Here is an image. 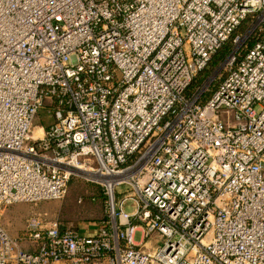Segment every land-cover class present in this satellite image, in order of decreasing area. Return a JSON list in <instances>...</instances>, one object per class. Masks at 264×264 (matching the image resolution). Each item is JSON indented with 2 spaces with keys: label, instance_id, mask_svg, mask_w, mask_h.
I'll return each mask as SVG.
<instances>
[{
  "label": "built area",
  "instance_id": "2783aa9c",
  "mask_svg": "<svg viewBox=\"0 0 264 264\" xmlns=\"http://www.w3.org/2000/svg\"><path fill=\"white\" fill-rule=\"evenodd\" d=\"M78 175L109 198L95 236H9ZM60 263L264 264V0H0V264Z\"/></svg>",
  "mask_w": 264,
  "mask_h": 264
},
{
  "label": "rangeland",
  "instance_id": "374dc122",
  "mask_svg": "<svg viewBox=\"0 0 264 264\" xmlns=\"http://www.w3.org/2000/svg\"><path fill=\"white\" fill-rule=\"evenodd\" d=\"M245 32V24L236 32L237 34H241ZM232 49V42L229 41L223 48L214 56V62L209 66L198 78V84L195 83L192 85L190 91L193 89L196 90L197 87L202 85L206 80H208L214 74L219 77H215V81L210 86L209 92L206 94L205 100L209 98V96L214 92V90L218 87L221 80L225 77L223 72L224 62L226 57L231 52ZM196 85V86H194ZM51 108L49 105H46L39 113L38 122L37 124L39 127L43 126L48 128L50 125L54 123V118L52 114L49 113ZM127 190L126 187H121L118 192H123ZM99 196V197H98ZM121 196V195H118ZM95 197L96 200H92ZM108 201L109 198L106 195V190L101 185L96 182L89 181V177L78 175L71 178L68 192L66 197L61 201H51V202H44L41 205H31V204H20L19 206H23L26 208L28 214L31 216H35L34 213L38 212V208H43L44 206L51 205L53 206V211H58V204L63 205L61 212L63 213L64 218L74 219L82 218L89 219L91 222H101L108 219ZM57 206V207H56ZM75 206V209H74ZM132 205L128 204L126 209H131ZM74 209V210H73ZM77 210V211H76ZM130 211V210H129ZM9 226L11 231L16 233L19 232L20 225L15 222H9ZM136 242L141 243L142 237L141 232H138L136 235Z\"/></svg>",
  "mask_w": 264,
  "mask_h": 264
},
{
  "label": "crops",
  "instance_id": "0c3cea01",
  "mask_svg": "<svg viewBox=\"0 0 264 264\" xmlns=\"http://www.w3.org/2000/svg\"><path fill=\"white\" fill-rule=\"evenodd\" d=\"M41 204H44V202L38 205H41ZM19 205L20 204L9 207L5 210L2 220H1V224L11 238L19 239L21 241V246L25 250L34 253L37 250V245L29 241V239L27 238V235L25 234L26 222L31 217V214H28L25 207L19 206ZM57 206L59 208L57 212L53 211V206L51 207V205H48V206L46 205L43 208H38V212L34 214L36 216H40L41 218H43L46 221V223L57 222L62 231L72 230L81 236H87V237L95 236L98 230V226L103 222V221L99 223L91 222L89 221V219L82 220V218L80 219L77 218L76 220L71 219V218L65 219L63 216V213L61 212L62 209H60L63 207V205L58 204ZM74 209H75V206H74ZM11 221L21 226L19 229V232L14 233L11 231V228L9 226L10 225L9 222ZM60 264H65V263H60Z\"/></svg>",
  "mask_w": 264,
  "mask_h": 264
},
{
  "label": "trees",
  "instance_id": "16d2710c",
  "mask_svg": "<svg viewBox=\"0 0 264 264\" xmlns=\"http://www.w3.org/2000/svg\"><path fill=\"white\" fill-rule=\"evenodd\" d=\"M215 59V58H214ZM214 59L211 61V63L209 64V66H211V64L214 62ZM195 84L197 85L198 84V79L195 81ZM196 85H194V86H196ZM211 97V95L209 96V98ZM208 99V98H207ZM71 181V180H70ZM69 184H70V182H69ZM99 197V196H98ZM94 198V197H93ZM96 198L97 197H95L94 199H92V200H96ZM105 221V220H104Z\"/></svg>",
  "mask_w": 264,
  "mask_h": 264
}]
</instances>
